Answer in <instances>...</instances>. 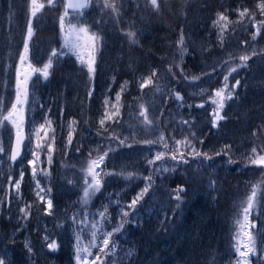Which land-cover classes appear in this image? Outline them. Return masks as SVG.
I'll use <instances>...</instances> for the list:
<instances>
[{"label": "snow or ice", "instance_id": "obj_1", "mask_svg": "<svg viewBox=\"0 0 264 264\" xmlns=\"http://www.w3.org/2000/svg\"><path fill=\"white\" fill-rule=\"evenodd\" d=\"M130 3L131 0H128ZM151 6L157 12H159L160 5L158 0H150ZM99 8L101 11V19H93L91 23L85 20V10H92ZM47 6L50 9H56L58 7L57 0H47ZM46 7V4L42 0H30V15L26 24V35L23 41V52L19 54V64L15 68V88H14V100L9 99L8 105L5 106L4 96L0 95V133L5 130L6 125H10L7 129L10 133L8 142V154L7 158L13 164L19 160L20 166L18 169V179L12 176V165L9 164L7 173V185L8 189H14V196L17 205L24 203L21 194V185L25 178L26 168L30 169L31 178L35 181V195L39 203L43 205L42 211L46 216L54 215L53 200L50 197L51 193V165L53 162V145L56 140V131L52 127L53 121L48 116L42 117V122H38L35 119V115L26 119V113L32 111V104L30 102V96L32 100L35 99V90L38 87L37 82L32 81L33 74L39 72V78L45 80L51 75L50 70L53 68V58L60 60L61 58H74L79 65L86 69L87 75L91 83V90L87 92V97L90 100L93 92L95 91V78L97 74V55L104 47V36L99 31H94L93 28L98 29L103 20L104 11L107 10L108 16L113 21L121 19V8L123 4H117L115 0H62L59 7L63 8V12L59 15V49H52L51 55L48 57L47 63L43 64L40 69L35 68L30 59V47L29 42L32 41L34 36V28L32 19L37 17L38 13ZM139 7V5H137ZM258 9L259 15L264 17V0H259V3L255 5ZM11 11V8H10ZM238 16V20L232 23H239L244 18H247L249 24L255 28L251 36L252 42H255L257 37L261 35V31L264 30V19L256 21L257 12L250 11L248 7L235 9ZM75 21V22H74ZM129 31L124 35L129 40L130 44L139 45V37L144 35L143 29L132 31L134 28V14L133 18L125 21ZM229 17L224 12H217L216 19L213 21V27L216 29L217 44L222 49L225 43V31L229 26ZM123 32V29H121ZM139 34V36H138ZM245 43H248L245 41ZM189 44L194 45L195 42L189 37L188 43L185 41V35L181 29L179 39L177 41V52L175 53L178 58V63L169 62L166 68L167 76L162 77L165 83L162 86H156L155 90L161 93L162 97L173 99L179 104L180 107L192 108L193 105L186 104L184 96L179 91L170 90V82L168 76H171L172 80H176V73L173 72V67L179 69L181 76L184 80H187V75H184V58L188 55ZM257 54V49L253 48L251 55L242 54L238 57V63H230L233 59L229 54L228 59L221 58L213 66V72L217 68L224 69L226 74H223L222 85L216 87L214 92L210 94L212 102V126L219 127L220 122L226 120L224 115V109L228 101H234L237 96V89L241 87V80L235 79L234 83H231L230 77L233 73H237L240 68H247L248 61L252 56ZM264 58V57H262ZM204 76H208L211 79V75L207 72L203 73ZM157 78V72L153 70L150 75L145 79L141 77L139 81V89H144L149 84H153ZM200 77L193 76L192 80H199ZM114 81V78H113ZM179 83V81H177ZM31 84V92H30ZM128 81H124L120 85L119 91L115 93L114 103L109 99L108 93L111 92V88H108L104 93L102 100V115L98 123L102 132L106 134V138H102L100 144L91 151L88 152V160L85 168L82 169L84 180L82 186V198L81 208L78 212L74 213L70 219L73 227V255L75 264H104L101 259L102 256L108 257L109 255L115 256V249L118 247L117 241L113 237L119 236L122 238V234L126 232V226L139 228L138 222L141 220L140 211L146 206L147 201L145 197L149 195L150 189H152V195H155V179L154 177H163L165 173L175 171L180 165H187L189 163L188 158L185 155L187 150V156L193 159L199 158L200 163L204 164L205 161H211L215 163L213 157H219L227 165L239 164L243 168L249 166H256L260 169H264V144L254 146L243 157V163L241 164L240 158L233 159L232 145L225 144L220 150H213V155L208 152L200 151L197 145L203 146L204 141L196 137L194 132H191V139L185 137L183 140H176L173 137L174 146L169 147L168 141L165 139L163 132H160L155 139L136 140L135 135L130 131L133 143L148 145V151H152L153 145H162L163 151H156L154 156L149 159L144 157L147 165V175L142 176L134 174L133 172H106L102 165L105 164V158L109 157V154H116L120 148L131 149L133 143H129V136H123L121 133H117L113 125H119L121 120V103L122 94L128 91ZM6 88V81L4 82ZM165 89H169L165 91ZM203 92V89H201ZM41 109L44 105L39 104ZM131 109L132 105H128ZM195 107L203 108V104L195 105ZM48 113L51 109L46 110ZM163 115V112L160 113ZM62 115V110H61ZM142 125L141 130L152 127L153 121L149 119L148 109L143 104L138 106V117ZM29 125V133L26 136L25 126ZM183 124L189 125L188 120H183ZM78 122L73 119L69 123V131L67 133V145L72 144L73 135L75 132V125ZM108 125L105 127V125ZM63 130V125H60ZM264 127V126H262ZM51 133V135H49ZM255 136V133L253 134ZM261 136H264V131L260 132ZM27 140V144L25 141ZM113 144L116 146L113 147ZM103 151L101 153V149ZM79 148L76 149L79 152ZM93 152H95V158H93ZM5 153V146L0 137V154ZM41 154H44L45 160H41ZM165 156H169L173 162L171 166H165V163L157 165L158 161H164ZM3 161L0 160V164ZM47 165V168L44 167ZM211 167V164L206 165ZM122 176L126 181H132L134 179H140L143 182V187L139 192L131 199L127 204L121 202V198L117 195L113 199L112 194H109L106 199L108 204L100 203L99 207L95 210L89 209V204L93 197L104 188V178ZM43 178L48 181L47 185L42 186L39 178ZM210 184H215V181H210ZM250 193L246 195V198L242 201L238 215L240 219L235 220V228L232 235V256L228 259L227 264H264V217L261 216V211L264 210V181L250 186ZM175 194L173 199L176 203V208L179 209L184 202L181 194L186 195L187 189L182 186H177L174 190ZM169 195H173L169 193ZM8 196V193H5ZM143 201V203H141ZM5 203L11 204V199H0V212L4 211ZM139 205V207H138ZM115 210V213L109 211V207ZM10 207L8 211H10ZM255 214V220L260 221L262 228L257 229L254 220L252 219ZM20 219L26 222L32 215V205L25 204L24 207H20L18 210ZM10 218V217H9ZM167 220V216H165ZM110 229V230H109ZM167 231V229H164ZM253 232L256 235H253ZM85 235L87 240L85 241ZM257 236L260 237L259 244L257 242ZM43 241L46 244L47 249L50 252H57L60 250V243L55 239H51L50 235L45 229V235ZM9 244H15V236L8 237ZM33 244L29 240H25L24 248L31 256L33 253ZM93 249H96V253H93ZM4 255H7L5 251ZM134 255L133 249H128L126 256L131 257ZM0 264H11V261L0 257Z\"/></svg>", "mask_w": 264, "mask_h": 264}, {"label": "trees", "instance_id": "obj_2", "mask_svg": "<svg viewBox=\"0 0 264 264\" xmlns=\"http://www.w3.org/2000/svg\"><path fill=\"white\" fill-rule=\"evenodd\" d=\"M119 2L121 4H123L122 0H115V2ZM173 1H179V4L176 7H173V9H170L171 11H173L175 13L176 16L180 15V16H187L186 14V9L184 8V6L182 5L183 0H173ZM188 2L190 0H187ZM196 2L199 1L200 7L196 6L193 8V10H202L205 18L208 19V23L205 24V31H207L212 35V39L213 41H215L217 39L216 36V31L215 28L213 27V21L216 19V14L217 12H224L226 15H228L229 17V26L225 31L224 37L227 39H229V35L231 32H234L237 30L236 28V24L239 25L240 23H243V20H245V18L242 20V22L240 21L239 23H232L238 20V16L235 12V9L237 8H243V7H248L250 11H256L257 15H256V21L258 22L259 20H261L260 18H262L257 9L255 8L256 5V0H195ZM62 3V0H57V5L58 7L56 9H50L49 7L45 10L47 13H45V16L42 18L40 16H38V18H35L34 23H33V28H34V32L36 34V38L33 44L29 45L30 47V52H34L35 56L40 53L44 58L47 57L49 50L51 48V46H56L58 44V41L54 40L55 35L57 34V20L58 17L60 15V13L63 11L62 7H59V4ZM178 3V2H177ZM11 8V11H10ZM29 8H30V0H0V95L4 96V101H5V105L8 106V95L10 93V91L12 92L14 89V74H15V68L17 66V62L19 60V54L21 52H23V41L26 35V24H27V20L29 19ZM100 11L99 8H96L94 5V8L92 9V11ZM124 10V8L122 9ZM168 8L166 9V12L161 15L162 17H158L156 20V23H159L160 26H165L166 27V36H168L166 42H164V46L160 47L162 49H164V47L167 49L169 48L171 51H173L177 46V40H174L175 36L177 37L178 34L176 35L174 33L175 29H183V28H187L189 29V19L186 17L185 20H183V22L181 23V21H178V18H169L167 20V18L169 17L168 15ZM123 14L125 13V11L122 12ZM122 14V16H123ZM127 15V14H125ZM121 16V17H122ZM146 16V15H145ZM96 17V16H95ZM106 17V16H103ZM127 17V16H125ZM179 18V19H183ZM166 18V19H165ZM41 19L47 20L44 24L41 25ZM259 19V20H258ZM264 19V17L262 18ZM248 20V19H247ZM41 25V26H40ZM156 29L157 25L155 26ZM155 28L151 29V32L153 33H157ZM94 31L95 28H93ZM133 31V30H132ZM46 32L48 33V38L46 35ZM147 32H149V29L147 30ZM253 32H255V29L253 28L252 24H249V22H247V45L249 44H253L252 40H251V36L253 34ZM125 33V32H123ZM196 34V33H194ZM243 33H238L236 34V38L235 41L239 40ZM190 36V33H187V37ZM208 36V35H205ZM41 37H44L45 39H47L48 45L41 47V42L39 41ZM196 39V37H195ZM126 44L130 45V43L128 42V39L126 38ZM144 40V41H143ZM189 40V39H188ZM201 40V39H200ZM199 40V42H200ZM230 40V39H229ZM234 41V42H235ZM157 42V41H156ZM153 39L149 38V37H145L144 39L141 38L140 42H139V48L137 47H131L129 49V56L126 57L127 53L124 51V47L123 44L121 42H117V45L119 48L115 49L114 51H117V57H120L121 55L124 56V60H125V65L123 67L124 72H127V69H130V71L132 73V75L135 74V72L137 71V67L139 66V63L137 61L136 55L143 53V52H149L151 54H154V50L153 47L156 46V43ZM204 42V40H203ZM157 47V46H156ZM143 48V49H142ZM190 49H192V47L189 44V48H188V53L190 51ZM204 49H206V44L204 45ZM153 51V52H152ZM205 52V51H204ZM126 53V54H124ZM33 54V53H32ZM231 54L232 56V60L230 61V63H234L235 61H237L238 63V57L237 55L233 56V53H230L229 50H227V52H223L220 53V57H223L224 59H228V56ZM247 54L251 55L248 50H247ZM224 55V56H223ZM126 57V59H125ZM131 57V58H130ZM264 49L259 48L257 50V54L252 56V58L247 62L248 63V67H247V100H252L254 98H260L261 95L263 96L264 90H257L256 86H252V82L253 81V76L256 78L254 81L258 84L261 82V80L259 78H257L255 75H257L258 77L263 76L264 73V68H261L264 66ZM173 58V57H172ZM216 56L212 57V60L215 59ZM119 60H113L110 63V66L113 65V68L115 72V74H113L112 72V79L116 78V73H117V69L115 68H119L120 65L117 62ZM171 62H173V59L171 60ZM178 63V62H175ZM61 64L66 65L64 68H61V71L65 70L67 67L70 66V63L67 61H63L61 62ZM187 66V65H186ZM186 66L183 68L184 69V75H187L188 79L190 76H198L201 78H204V75H200V74H196V70H194V73L189 72L188 70H186ZM60 68L57 69L56 74L58 73ZM174 71V68L172 69ZM56 70H54L55 72ZM67 71L69 72H65L61 79L64 80L61 84H64L65 86H67L66 84L69 83L72 87H73V83H77V79L75 78V74L72 72L74 71V69H68ZM204 71V70H203ZM10 72V73H9ZM207 72V71H204ZM9 73V78H7V74ZM144 74V72H141ZM176 73V77H179V79H183L181 75H177V71H175ZM214 72H212L213 74ZM140 74V73H139ZM67 79H66V77ZM235 76V78L240 79L241 80V86L244 87L246 84V80H245V73L239 71ZM178 79V78H177ZM185 80L186 83H189V80ZM121 80H123V78H121ZM120 80V81H121ZM184 80V79H183ZM263 80H264V76H263ZM6 81V88L4 86V82ZM120 81H117L120 82ZM127 81V80H124ZM69 86H67L66 88H68ZM253 88L255 89V92L253 95H250L253 91ZM83 89V87H82ZM244 89V88H242ZM264 89V87H263ZM62 96V94H61ZM260 96V97H259ZM250 97V98H249ZM262 98V97H261ZM264 99V98H263ZM70 98L69 95H66V99L64 101H57V103L55 105H53L52 103V108L56 109L58 108V112H59V106H61V110H62V114H64V117L62 120H59V118L55 115V113L51 114L50 119L54 120V123L56 124L55 127L54 123H53V128L58 129L59 130V136H61L62 131L60 125H63V129L66 128L68 130L69 128V123L70 121H72L73 119H75L76 121H78V119H81L82 122H85V120L82 117H78L79 114L84 110L83 108L81 109V111L79 112L78 116L74 117L72 116V114L69 112L68 107L69 105L72 106L73 103L78 102V104L81 106V102H79V100H71L69 102ZM261 100V99H260ZM172 109L170 114L167 115V120L170 121L171 126L168 129L169 134L171 133L172 136H177L179 138V140H183L184 136H182V133L184 134H188L190 133V131H184L183 128H185L184 124L182 123V121L184 120L182 113L184 114L183 111H180L178 107H176V102L172 99ZM263 107H260V109H262ZM262 113V112H259ZM264 115V113H262ZM61 115V113H60ZM87 122V121H86ZM264 119H258L255 123L253 124H247V145L245 144L244 149H236V152L239 153V158H240V162L241 164L243 163V157L244 155H246L245 153L250 152V149L254 146L260 145V144H264V136L260 135L261 131H264ZM244 127V126H243ZM242 128V127H240ZM193 128L190 127V130H192ZM66 130V131H67ZM159 132H163L164 134V124H163V120L161 122L158 123V129H157V135H159ZM255 133V136L253 135ZM186 136V137H187ZM191 137V136H190ZM188 137V138H190ZM244 137V134L242 135H238V139L239 142L237 143L239 146L244 144L246 141H241L242 138ZM4 141V140H3ZM56 141L59 142V138L56 137ZM60 143V142H59ZM58 143H55L53 145V162L51 165V182H59L60 178H61V174H65V171L69 172V169L63 164L62 159H61V155H59V151L60 149L58 148ZM174 145V142H173ZM215 147V146H214ZM223 147V146H222ZM221 147V148H222ZM220 148V149H221ZM41 160H45V156L44 154H41ZM172 165V164H171ZM238 165V166H237ZM235 165V167L232 166H224V167H220V174L217 177V179L215 180L214 175L212 174L210 176V173L213 169V167L211 166L210 169L208 167V170L206 172V170L203 168L202 171H199L196 173V180H198L197 182L193 181L192 183L196 186V187H203L206 188V186L210 187L212 190H215L217 192L218 198L217 201L219 204V208L221 210V212H217L218 216L215 217V214H210L208 213V208L205 209V206H193L192 209L195 210H199L205 214H209L210 215V219L207 221H203L202 225H209L210 230L205 232V231H201V230H196L194 231V234L196 235L197 238H199V242L198 243H193L192 241H190L188 239V237L186 235L184 236H174L171 238V240H169V246H170V250L169 252H163L161 250V248L157 245H153V242L149 240V236L147 233L143 232L141 229V232L131 236V239L126 238V234L127 231L125 233L122 234V238H120L119 236L117 237H113V239H115L117 241L118 247L115 249V253L116 255H109L108 257H112V259H117V260H121L122 263L126 264V263H130L132 261L134 262H139L142 259H148L149 258V264H168L167 261L172 260V256H174V261H176V264H191L190 261H188L190 259V257L195 254L198 253L200 255H203V258H205L203 264H211V259L212 261H215V263H217V261H219L221 259V257L225 254V250H223V246H227L229 245V243H232V235L234 232V228H235V220L238 219L236 218L239 213V210L236 209V205H238V208H240V205L242 203V201L246 198V195L250 193V186L253 184H257L261 181H264V169H260L256 166H249L248 168H243L241 167L239 164ZM45 168H47V165H44ZM241 169H240V168ZM200 168V169H202ZM67 169V170H66ZM240 169V170H238ZM172 173V172H171ZM234 174H239V176H234ZM208 178V183L205 182L204 180ZM14 177H15V173H14ZM174 178V177H173ZM55 179V180H54ZM7 180V175L4 174L2 171H0V182L5 184ZM63 181H65V178L63 177ZM210 181H215V184H210ZM204 184V185H202ZM33 187L34 184L31 181L30 175L28 172L25 173V178L24 181L22 183L21 186V194H22V200L24 201V203H20L19 205H17V208L19 210L20 207H24L25 204H31L32 205V215L31 217L26 221H21V225L22 227H24V230L27 231V233H30L31 235L34 234L33 229L38 226V222H39V218L44 217V218H48L44 212L42 211V206H40L33 194ZM56 186H52V189H54ZM160 187H165V183H156L155 181V188L159 189ZM166 187H170L173 188L174 185L170 184V185H166ZM189 187H191L189 185ZM153 191V190H151ZM156 192L158 190H155ZM199 192V189L197 190V193ZM1 194V193H0ZM62 196V193H61ZM52 197L54 198L55 203L57 204V209L58 212L61 214L64 211V207H65V202L63 201V199L59 196H55L54 194H52ZM190 199V198H189ZM196 201H198L199 203L203 202L204 199L200 198V197H196L195 199ZM131 201V200H130ZM190 201H193L192 199H190ZM123 204H127L129 203V201H121ZM142 203V202H141ZM60 205H62V208L60 209ZM139 207V205H138ZM71 208V207H69ZM17 210V211H18ZM76 210V209H74ZM109 211L112 212V207H109ZM170 211V210H169ZM181 210L179 209H173V216L176 214H179ZM8 203H5L4 205V211L0 212V247H2L3 245H6V247L10 246L12 248L13 254L11 256V264H15L16 262L18 263L21 258L18 256L19 252H24L23 251V245L21 243V240L17 239L15 240V244H9L8 243V235L9 232L11 231V223L9 224V219H8ZM59 213L57 214V218L59 219V222L62 223L64 222V220L60 217ZM114 213V212H113ZM262 216V215H261ZM263 217V216H262ZM240 219V218H239ZM252 219L254 221L255 217H252ZM38 220V221H37ZM215 220H217L218 223H215ZM37 221V222H36ZM10 226V228H9ZM26 226V227H25ZM200 226V223L198 225V227ZM200 226V227H203ZM136 228V227H135ZM36 229V228H35ZM40 229V228H37ZM140 229V228H137ZM22 233V232H21ZM40 233V231H39ZM21 235V234H20ZM58 238V241L60 243V250L57 251L56 253H52L50 252L55 258L58 259V263L60 264H72V256L69 255V257H65V250L70 249L69 246V241L65 238V234L62 228H55V231L52 233L53 237ZM178 239V240H176ZM124 240H130V241H138L141 243V245L138 246H128L127 244H124ZM180 241V242H179ZM176 243H182L183 247L181 246V244L179 246L176 245ZM211 245H208V244ZM213 244H217V246H219V244L221 245V248L218 249V252H216L215 254L211 255V250L213 247ZM132 245H134V242L132 243ZM67 247V249H66ZM44 249H47V247L45 246ZM128 249H133L134 250V255H132L131 257L126 256V252ZM95 251H97L95 249ZM26 254V253H25ZM171 255V257H169ZM196 256V255H193ZM199 256V255H198ZM201 257V256H200ZM211 258V259H210ZM101 259H103V256L101 257ZM153 260H155V262H153ZM174 264V263H173ZM195 264V263H194Z\"/></svg>", "mask_w": 264, "mask_h": 264}, {"label": "rangeland", "instance_id": "obj_3", "mask_svg": "<svg viewBox=\"0 0 264 264\" xmlns=\"http://www.w3.org/2000/svg\"><path fill=\"white\" fill-rule=\"evenodd\" d=\"M145 1H150V0H145ZM43 2V1H42ZM45 4H46V7L41 11V13H38L37 14V17L36 18H38V16H40V17H44L45 16V13H47L45 10L48 8V6H47V0H46V2H44ZM116 3L117 4H121V3H119V2H117L116 1ZM259 3V0H256V4H258ZM137 5H139V7H137ZM143 5H145V4H142V2L140 1H138V0H134V10H136V14H138L139 12H146L145 11V9H143V7H145V6H143ZM183 6H187V9L186 10H188L189 9V3H184V4H182ZM133 10V11H134ZM257 11H258V9H257ZM63 12V11H62ZM61 12V13H62ZM123 12V10H122V8H121V16H122V13ZM148 12V11H147ZM60 13V14H61ZM187 13H189V10L187 11ZM259 13V12H258ZM150 14V13H149ZM163 14V13H162ZM29 15H30V8H29ZM104 16H106V17H103V20L105 21L104 23H102L101 24V26L98 28V30H102L103 28H104V26H106V25H108V23H109V21L111 20L112 22H114V23H119L120 22V20H118V21H113L109 16H108V14H107V10H105L104 11ZM142 16V15H141ZM161 16V15H160ZM169 16V18L171 17V18H182L183 16H180V15H178V16H176L175 15V13H171V14H169L168 15ZM153 17H157V15H155V16H152V19H153ZM84 18H85V20H86V17L84 16ZM96 19L97 20H99V19H101V11H99V13H98V15L96 16ZM147 19H149L150 20V17H148V16H145V17H137V20H138V22H139V24H140V27L144 24L145 25V27L144 28H146L147 30H148V25H149V23H148V20ZM34 20H35V18H33L32 19V23H34ZM47 20H44V19H41V25L42 24H44L45 22H46ZM75 22V21H74ZM183 21H181V23H182ZM242 22V21H241ZM40 25V26H41ZM117 25V27H118V31H119V34H121L122 35V31H121V29H123V27H122V25H120V24H116ZM236 28H237V30L236 31H234L233 33H232V35H233V39L232 38H230V40H228V43H229V47H230V49L232 48V44H234V41H235V36H236V34H238L239 32L241 33V32H244V30H246L247 31V22H245L244 24H242V23H240L239 25H237L236 24ZM126 30H128V27H127V29ZM125 29H123V32H127ZM139 30V29H138ZM35 31V30H34ZM35 33V32H34ZM147 34L148 33H146V32H144V35H146L147 36ZM46 35H47V38H48V33L46 32ZM185 35V37H186V40H187V42H188V39H189V37L191 38V40L193 41V39H194V37H193V34L190 32V36L189 37H187V33L186 34H184ZM34 36H35V38H36V34H34ZM34 36H33V39H32V41H30L29 42V45H31V44H33L34 43V41H35V38H34ZM138 36H139V34H138ZM148 37V36H147ZM212 37V35L210 34V36L208 35V36H206L205 37V40H204V42H203V45H208L209 43H211V41H213V39L211 38ZM58 39H59V20H57V34L55 35V37H54V40L55 41H58ZM237 39V38H236ZM141 40V37H139V41ZM40 42H41V47H43L44 48V46H47L48 45V42H47V39H45L44 37H41L40 38V40H39ZM106 41L107 42H109V43H111L112 42V39L110 38V37H106ZM129 41V40H128ZM245 41H247V39L246 38H240L239 40H237V41H235V44H234V46H233V48L230 50V52L231 53H233V55L234 54H238V55H240V54H242V53H245V51H247L248 50V52L251 54V52H252V49L253 48H255V49H259V48H261V49H264V30H262L261 31V35L260 36H258L257 37V39H256V41L255 42H253V44H249V45H247V47L246 48H244L243 46V44L245 43ZM248 42V41H247ZM130 46V48L131 47H137V48H139V46L138 45H135V44H130L129 45ZM59 47H60V44L58 43L56 46H51V48H50V50H49V53H48V55H47V57L46 58H44L40 53H38L36 56H35V54H34V52H30L29 53V59H30V61H31V63H32V65L35 67V68H37V69H40V68H42L43 67V64L44 63H47V60H48V57L51 55V50L52 49H59ZM203 47V46H202ZM103 48H105V47H103ZM22 53V52H21ZM33 53V54H32ZM208 54V53H207ZM247 54V53H246ZM224 56V55H223ZM227 56H229V55H227ZM121 57L122 58H124V56H120V57H117V51H113V53H110L109 55H103V54H100V53H98V55H97V68H102L101 66H104V68H105V71L106 70H108V69H110V68H113V65L112 66H110V63L113 61V60H121ZM131 58V57H130ZM221 58H223V57H220V58H218V59H209V61L208 62H210V64H211V66L209 67V68H213V66H214V63L213 62H215V61H218V60H220ZM224 59V58H223ZM62 60L63 61H65V62H69L70 63V66H69V68H66V69H75L77 72H78V75H77V84L75 85V87H76V93H77V91H82V87H85V85L87 84V82L89 81V77H88V75H87V71H86V69H84V68H82L80 65H79V63L78 62H76L75 60H74V58H67V57H65V58H61L60 60H56L55 58H53V73H52V69L50 70V72H51V75L48 77V79L47 80H45V79H43L42 77L41 78H39L38 79V77L40 76V74H39V72H37V73H35V74H33V76H32V81H35V82H37V84H38V87H37V89L35 90V99L34 100H32V97L30 96V102H31V104H32V111L31 112H29V113H26V119L27 118H29V117H31L32 115H35V119L38 121V122H42V117H44V116H48V118L50 119V116H51V114H53L54 113V109L52 108V103H53V105H55L56 103H57V101L58 100H61V101H64L65 99H66V97H64V93H67V91H68V89L66 90V86L64 85V84H58V83H56V79L58 78V77H60V76H62V74L60 75V74H56V72H57V69H58V66L59 65H62L63 67H65L66 65H63V64H61V62H62ZM101 61H102V63H101ZM101 63V64H100ZM18 64H19V60H18V62H17V66H18ZM101 65V66H100ZM16 66V67H17ZM100 66V67H99ZM261 68H264V66L263 67H261ZM54 70H56L55 72H54ZM10 73V72H9ZM9 73L7 74V78H9ZM126 73H128V75L130 76V75H132V74H130V73H132L131 71H130V69H127V72ZM135 73H138L137 71L135 72ZM263 75H264V73H263ZM14 77H15V74H14ZM66 77V76H65ZM147 78V77H146ZM145 78V79H146ZM66 79H67V77H66ZM212 79V78H211ZM211 79H207V82H208V84H207V86H212L213 87V89H215V87H216V85H215V83H214V81L212 80V81H210ZM103 80H104V78H103ZM130 81V80H129ZM177 81H179L180 82V80L179 79H177L176 81H175V84H178L177 83ZM53 83H55V84H53ZM78 83H79V85L81 86H78ZM73 84H75V83H73ZM101 85H103V83L101 84ZM105 85V87H107V85L106 84H104ZM130 85L128 84V87H129ZM252 86L254 87V86H256V88H257V90H259L260 91V86H262V85H260L259 83L257 84L255 81L254 82H252ZM14 88H15V80H14V86H13ZM148 87V86H147ZM155 87V85H153V87L152 88H154ZM151 88V91L152 92H154V95L156 94V90H155V88L154 89H152ZM32 90H31V84H30V92H31ZM165 91H167L166 89H165ZM255 92V89L253 88V91H252V93H254ZM252 93L251 94H249L250 95V97H251V95H252ZM61 94H62V96H61ZM149 94H152L151 92H149ZM14 89H13V91L11 92L10 91V93H9V95H8V98L9 99H12V100H14ZM74 95H76L75 93H74ZM188 95H190V92L188 93ZM115 96V95H114ZM143 96H145V95H143ZM159 95H157V97H154V100L155 101H157V102H159V100H157L156 98H159L158 97ZM262 96V95H261ZM109 97V99L111 100V97L110 96H108ZM249 97V98H250ZM73 99L72 100H74L75 101V99L76 98H74V97H72ZM162 98H164V97H162ZM103 100V99H102ZM102 100L100 101V105H102ZM140 101H141V104H143L144 105V107H146L147 108V105H146V102L148 103V100H149V98H148V96H145V100L144 99H139ZM113 103H114V101H112ZM4 103H5V101H4ZM43 104L44 105V108L43 109H41L40 107H39V104ZM6 106V105H5ZM9 106V105H8ZM7 107V106H6ZM94 107V106H93ZM96 107V106H95ZM51 109V112L50 113H48L46 110L47 109ZM61 106H59V112H56V116L59 118V120H62L63 119V117H64V114L65 113H63L62 115H60V113H61ZM150 111V114H152L153 113V110L152 109H150L149 110ZM149 111H148V115H150L149 114ZM53 121V123H54V120H52ZM201 125L202 126H204V125H207V123H205L204 121H202L201 122ZM54 126L55 127H57L56 126V124L54 123ZM244 126V127H243ZM10 127V125H6V127H5V130L2 132V133H0V137H2V140H4L3 141V143H4V146H5V153L4 154H0V160H2L3 161V163L2 164H0V170L4 173V174H6L7 175V173H8V168H9V164H11L10 163V161L8 160V158H7V154H8V151H9V148H8V142H9V135H10V133L8 132V128ZM53 127V126H52ZM240 127H242V128H240ZM58 128V127H57ZM226 128H228V129H230L231 131H234L235 132V136H237L238 137V135H242V134H244V137L242 138V140L241 141H247V124H240V125H237V126H235V127H232L231 126V124H227L226 125ZM25 129L27 130V132L29 133V125L26 123V126H25ZM231 131L228 133L230 136H231ZM51 133H49V135H50ZM233 134V133H232ZM225 136H228V135H225ZM224 137V136H223ZM97 140L99 141V143H101V141H102V139H100L99 140V138H97ZM240 140V139H239ZM225 144H223V146H224ZM116 145L115 144H113V147H115ZM208 147H210V148H207L208 150L209 149H211V151H213L214 150V146H216V145H214V143H209L208 145H207ZM103 151V150H102ZM112 155V153H110L109 154V157ZM109 157H106L105 158V162H107L108 163V159H109ZM140 159H142V158H140ZM237 159V158H236ZM135 162H136V160H135ZM115 163H116V165H115ZM82 164H83V162H82ZM12 165V164H11ZM19 166H20V162H18L17 164H15V165H12V176H13V178H14V180L15 179H18V169H19ZM111 166H112V171L111 172H113V171H115V172H121L122 170H124V168H125V166H124V162L121 160V156H119L118 158L117 157H114L113 158V161L111 162ZM86 167V166H85ZM198 169V168H197ZM67 170V169H66ZM239 170V169H238ZM26 171H29L30 172V169H27L26 168ZM25 171V172H26ZM68 171H65V173H67ZM14 173H16V175H17V177H14ZM30 175V174H29ZM187 175V174H186ZM191 175H193V172H191ZM68 176L69 175H66V174H61V181H62V183L64 184V182L66 181V180H68ZM63 177L65 178V181H63ZM181 177H185V174L184 173H181ZM180 177V178H181ZM30 178H31V175H30ZM39 178V177H38ZM106 178H108V177H106ZM40 179V178H39ZM109 180H108V182H109V184H116V182H117V180H122V177L121 176H117V177H115V178H112V177H109L108 178ZM45 182H47L48 183V181L47 180H45V179H43ZM31 181H33L32 179H31ZM34 183H35V181H33ZM40 183H41V185L43 186V184H42V181H41V179H40ZM51 184H52V182H51ZM117 184H120V182L119 183H117ZM0 190H1V194H0V199H5V200H7V199H9V193H11L14 189H12V190H9L8 189V185H7V182L5 183V184H3V183H0ZM63 190H64V193H67L68 192V190H70V189H68V187H64L63 188ZM8 193V196L6 197L5 196V193ZM105 192V191H104ZM172 192H174V190L172 191ZM161 194H162V192H161ZM174 194V193H173ZM172 196V195H171ZM161 199H163V198H161ZM184 201V203H187L188 201H186V200H183ZM191 203V202H190ZM202 204H204L203 202H201ZM105 204V203H104ZM107 204V203H106ZM15 205H16V201H15V203H11V207H12V209L10 210V213H12V218L13 219H16V221H13L12 222V232H11V234L9 235V237L10 236H12V235H14L15 236V238H17V235L18 234H20L21 232H19L18 233V230H19V227H18V223H19V218L15 215V212H14V208H15ZM165 204L162 202V201H157V202H155V204L153 205V210H151L150 212L148 211L147 212V214H146V216H144V217H142L141 219H144V218H147L148 216V218L147 219H145V223L146 224H151V223H153V224H155L156 225V221H155V214H156V210H159V209H164V207H162V206H164ZM206 205H207V203H206ZM174 206H176V204L174 205ZM43 208V207H42ZM188 208H190V209H192V207L191 206H189ZM113 209V208H112ZM205 209H207L206 208V206H205ZM114 210V209H113ZM185 208H183V210H181L180 212H179V214H181L182 212H185ZM164 212H165V209H164ZM10 213H9V216H10ZM158 213V212H157ZM17 214V213H16ZM114 214V213H113ZM59 215H60V217L62 218V219H64V220H67V222H69L68 224H66L65 222H62V223H59L58 221H54V220H49V219H45L44 217H41V218H39L38 220H39V223H40V233L38 232V231H34V234L33 235H24L23 236V238H22V240H21V243H22V245H23V248H24V242H25V240L27 239V240H29V241H31L32 242V244H33V253H32V255L30 256L29 255V253L26 251V249L24 248L23 249V251L24 252H21V251H18L19 252V254H18V256L21 258V260L17 263H15V264H58V260L50 253V251L48 250V249H44V247H43V245H44V241H43V236L45 235V229H47V233L50 235V237H51V239H55V238H53V236H52V233L55 231V228L58 226V228H62L63 229V231H66V233L68 232V231H70L71 232V229H72V231H73V227H74V225L73 226H71V222H70V218H68L64 213L63 214H60L59 213ZM165 215H166V213H165ZM261 215L264 217V210H262L261 211ZM162 216V215H161ZM253 217H255V214L253 215ZM164 216H162L161 217V223H163V220H164ZM236 218H241L240 216H237ZM43 220V221H42ZM158 222V221H157ZM255 222V224H256V228L257 229H261L262 228V225H261V223H260V221H258V220H256V221H254ZM215 223H218L217 222V220H215ZM16 225H17V227H16ZM26 227V226H25ZM159 230V229H158ZM158 232H160V231H158ZM174 235H175V233L174 232H169L167 235H166V237L165 238H160V242L159 243H157V242H153V245L155 244V245H157V246H159L160 248H161V250L163 251V252H169V250H170V246H169V240H171V238L172 237H174ZM253 235H256V233L255 232H253ZM171 236V237H170ZM66 238H68V233H67V236H66ZM85 238V237H84ZM71 239V237H69V240ZM72 239H73V232H72ZM55 240H57V238L55 239ZM259 240H260V237L259 236H257V242H258V244H259ZM180 242V241H179ZM73 244H74V240L71 242V248L70 249H67V247H66V249L67 250H65V257H69V255H72V252H73ZM181 244V246L183 247V244L182 243H176V245L178 246V245H180ZM232 244V243H231ZM231 244L229 245V247H227V246H223L222 248H223V250H225V254L221 257V259L219 260V261H217V263H215V261H212V259H211V264H227V261H228V259L232 256V248H231ZM208 245H211L210 243L208 244ZM210 248H212V250H211V255H213V254H215L216 252H218V249H220L221 248V245L219 244V246H217V244H213V247H210ZM5 251L7 252V255L5 256L4 255V253H5ZM26 253V254H25ZM52 253H56V252H52ZM96 253V252H95ZM12 254H13V251H12V248L10 247V246H8V247H6V245H3L2 247H0V257H2V258H4V259H6V261H11V256H12ZM193 255H196V256H193ZM191 257H190V259L188 260V261H190V263L191 264H203V262H204V260H205V258H203V255H200V254H198V253H195V254H193ZM199 255V256H198ZM201 256V257H200ZM169 257H171V255L169 256ZM149 259V258H148ZM103 261H104V264H110L109 263V260H110V257H104L103 256V259H102ZM223 260H225L224 262H222ZM73 261H74V255H73ZM167 263L168 264H176V261H174V256H172V260H170V261H167Z\"/></svg>", "mask_w": 264, "mask_h": 264}, {"label": "bare ground", "instance_id": "obj_4", "mask_svg": "<svg viewBox=\"0 0 264 264\" xmlns=\"http://www.w3.org/2000/svg\"><path fill=\"white\" fill-rule=\"evenodd\" d=\"M189 19V29L187 28H183V32L184 34L186 33H197L199 31H202L205 28V24L208 23V19L205 18L202 10H193L189 13H187L186 16ZM186 17H183V19H177L178 21H183L186 19ZM166 27L165 26H160V28L157 30L156 36H157V42L155 43L156 46L154 48V54H151L149 52H143L140 53L138 55H136L137 61L139 63V67H143L141 69H147V68H151L150 70H154V69H158V68H163L166 67L169 62L173 59H170L172 57V55L174 54V51H171L169 48H165L162 49L160 47L164 46V42H166L167 38L169 35L166 36ZM181 29H175L174 33L180 34ZM147 36L150 35V32H147ZM190 46L192 47V49H190L188 55L185 56L184 58V64L186 66V70H188L191 73H194V70H196V74H200L203 75V73H205L204 71H209L210 70V62L209 59H212V57L219 55L220 53L226 52L228 47H229V43H228V39L227 37L225 38V43H224V47L221 49L219 47V45L217 44V39L215 41H212L211 43H209L206 46V49H204V47H199V48H195L194 45L190 44ZM205 51V52H204ZM208 53V54H207ZM148 70V71H150ZM204 70V71H203ZM142 76H130L128 77V79H130L131 83L134 80H140ZM145 78V77H143ZM204 78H202L201 80H198V85H202L203 87H205V84L202 80H204ZM206 87L207 84H206ZM205 91V90H204ZM102 92V91H101ZM206 97L208 96H204L201 99L204 100ZM261 99V100H260ZM263 98H254L252 100H244V99H240L239 103L235 104L234 106H230V105H226L224 112L228 117H231L232 120L237 123V124H253L255 123L258 119H264V115L262 113H259L260 111V107H262L263 104ZM82 107L77 103H73L72 106L69 105L68 110L69 112L72 114V116H78L79 112L81 111ZM147 109H149L147 107ZM194 113L193 108L190 109V116H192ZM257 114V115H256ZM200 140L204 141V145L206 144H211V143H220V144H228L231 141V138L226 137V136H222L220 134H218L215 131H205L202 132V136L199 137ZM239 139H236L235 142H238ZM58 148L60 150H65L67 148H69L68 145L64 144V143H60L57 145ZM162 146V145H160ZM197 148L200 149L201 146L198 144ZM152 158V157H150ZM215 163L208 161L209 163H211L214 167H216L215 171L216 174L217 172H220L219 168H218V164L223 166L224 163L222 161L218 162L214 160ZM187 166L188 171L190 172H199L202 171L203 168L206 170H208L207 166H204L202 169H197L195 167H191V166ZM179 168V167H178ZM210 169V167H209ZM214 171V169H212ZM186 172L187 175H185V177H181L178 176L177 178H170V184H173L174 187L182 186L185 187L187 189V194H181L182 199L188 201L187 203H182L180 208L181 210H183V208H185V212H182L181 214H176L173 216V209H177L176 206H174L175 200L173 199V196L170 197H164L165 199L162 200V202L165 204L164 209L165 210H170L167 211L169 212V214L165 215L164 209H159L156 210V214H155V221H156V225L151 223V224H146V223H141L140 224V229L136 228V232L140 233L141 229L143 232L147 233L149 236V240L150 242H160V238H165L166 235L169 232H174L175 235L174 236H184L186 235L188 237V239L190 241H192L193 243H198L199 242V238L196 237V235L194 234V231L196 230H201V231H209V225H205L203 226L202 223L203 221H207L210 219V215L205 214L197 209L193 210L188 208L189 206L193 207V206H206V208H208V213L210 214H215V217L218 216L217 212H221L220 208H219V204L217 201L218 195L217 192L215 190H212L210 187L206 186V188L203 187H196L193 183L192 180L194 181H198L193 178V176L189 173ZM234 176H239V174H234ZM181 177V178H179ZM189 185L191 187H189ZM204 185V184H202ZM125 186L123 184H109L108 187V192L112 195H117L120 194L122 191H124ZM199 189V192L197 193V190ZM200 197L203 200V203H199L198 201H196V197ZM192 199L193 201H190V199ZM104 201V198L101 197L100 203ZM191 202V203H190ZM207 203V205H206ZM236 209L239 210L238 205H236ZM113 210V209H112ZM114 212V210L112 211ZM158 212V213H157ZM167 216V220H163V223H161V217L162 216ZM207 219V220H206ZM158 221V222H157ZM200 223V226L203 227H198ZM159 229V230H158ZM164 229H167V231H165ZM160 231V232H158ZM171 237V236H170ZM178 240V239H176ZM73 241V239L71 238L70 243H69V248H71V242ZM179 246V245H178ZM68 258V257H67ZM149 259H142L139 262H130V264H149ZM153 262H155V260H153ZM199 264V263H198Z\"/></svg>", "mask_w": 264, "mask_h": 264}, {"label": "flooded vegetation", "instance_id": "obj_5", "mask_svg": "<svg viewBox=\"0 0 264 264\" xmlns=\"http://www.w3.org/2000/svg\"><path fill=\"white\" fill-rule=\"evenodd\" d=\"M153 50H154V48H153ZM202 104L204 105L205 108H209L210 109L212 107V103H210L208 100L203 101ZM188 109L190 111V108H188ZM168 160H170L169 156H165L164 161H161V163H165V161L167 162Z\"/></svg>", "mask_w": 264, "mask_h": 264}, {"label": "water", "instance_id": "obj_6", "mask_svg": "<svg viewBox=\"0 0 264 264\" xmlns=\"http://www.w3.org/2000/svg\"><path fill=\"white\" fill-rule=\"evenodd\" d=\"M25 134H26V131H25Z\"/></svg>", "mask_w": 264, "mask_h": 264}]
</instances>
